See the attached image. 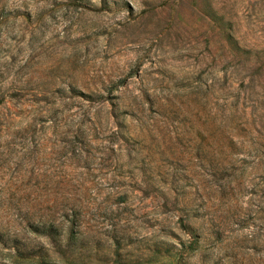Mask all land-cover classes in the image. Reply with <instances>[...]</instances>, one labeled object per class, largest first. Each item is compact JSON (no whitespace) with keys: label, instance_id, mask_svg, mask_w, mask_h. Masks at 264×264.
<instances>
[{"label":"rangeland","instance_id":"1","mask_svg":"<svg viewBox=\"0 0 264 264\" xmlns=\"http://www.w3.org/2000/svg\"><path fill=\"white\" fill-rule=\"evenodd\" d=\"M0 264H264V0H0Z\"/></svg>","mask_w":264,"mask_h":264},{"label":"trees","instance_id":"2","mask_svg":"<svg viewBox=\"0 0 264 264\" xmlns=\"http://www.w3.org/2000/svg\"><path fill=\"white\" fill-rule=\"evenodd\" d=\"M33 224V223H32ZM46 224L45 223H42L41 224V226L43 227V226H45ZM38 225H35V227H36V229L37 230H39V231H42V232H47L48 234L51 232L50 230H49V226H48V228L47 227H43V229H40V225H39V227H37Z\"/></svg>","mask_w":264,"mask_h":264}]
</instances>
